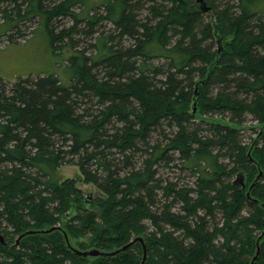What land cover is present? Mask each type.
Returning <instances> with one entry per match:
<instances>
[{"label":"trees","instance_id":"trees-1","mask_svg":"<svg viewBox=\"0 0 264 264\" xmlns=\"http://www.w3.org/2000/svg\"><path fill=\"white\" fill-rule=\"evenodd\" d=\"M10 1L8 38L40 14L35 30L59 60L51 73L0 76V264H141L139 243L113 257L79 255L59 230L17 243L55 225L84 250L146 235V264H250L264 231V174L247 196L264 172V0H206L216 25L195 0H107L82 19L79 0ZM67 16L73 25L59 28ZM194 108L239 124L252 116L260 143L249 154L239 128L196 122ZM69 164L96 197L56 176ZM90 234V248L74 242Z\"/></svg>","mask_w":264,"mask_h":264},{"label":"rangeland","instance_id":"rangeland-1","mask_svg":"<svg viewBox=\"0 0 264 264\" xmlns=\"http://www.w3.org/2000/svg\"><path fill=\"white\" fill-rule=\"evenodd\" d=\"M106 1L107 0H79V2L73 7V11L78 15L79 19L87 18L89 15L100 14L104 9V4L106 3ZM203 1L199 2L198 0H195L196 3H199V7H202L204 5L205 9L203 14L205 20L211 22V25H216L217 19L215 17L214 10L212 9V7L211 9L207 7L211 6V4H209L206 0L204 2ZM14 6L15 3L11 2L10 0H0V76L3 77L5 81L14 83L20 78H24L27 76H38L56 71L59 58L56 59V57H54V55L52 54L49 42L47 41V38L44 34V28L41 26L40 29L35 30L38 26H40V21L42 20L40 14H38L36 18L28 20L21 19L19 22L21 32H18L14 29L13 31L9 32H13V34H11L13 35L12 38H8L9 36L6 35L8 29L13 26V24H10V21H6L4 23L6 19L5 13L6 11L10 12L11 7ZM25 6L26 5H24L23 8H25ZM12 15L16 16V12ZM74 21V17L67 16L64 21H62V24H58L59 28H62L64 24L66 26H71L73 25ZM86 21L87 19L82 20L79 24L83 26L84 24H86ZM214 34L215 45L213 47L214 49H218V47H220L222 44V39L220 38V34L216 27L214 29ZM75 36H77L79 40L80 35L76 34ZM82 38V44H84V36H82ZM70 48L71 47L68 46V49ZM60 62L61 61H59V63ZM195 104L196 103L193 101L191 105L194 106ZM191 111L197 116V118H195L196 122H219L239 128L241 135L247 142L253 143L255 138L259 135L260 124L257 123V121L252 116L248 115L245 118L244 122L239 124L232 121L227 115H203L199 114L197 111ZM258 143H260V140L258 141ZM176 173L177 171L172 172L169 170L167 176L177 177L178 175H176ZM181 173V171L178 172L179 175ZM181 175H184V173H182ZM56 176L59 177L62 181L68 177L77 178V186L80 187L88 195V198H94L99 193L98 188L93 183H87L84 181L82 171L76 164L63 165L59 167L56 170ZM183 179L184 178L179 176V180L182 181L181 183H186V180L183 181ZM243 179L244 177L240 174L234 177V180L239 183ZM85 203L88 208L92 207L91 203L87 202V200L85 201ZM74 213L75 207L71 209L68 216L64 217V221H66L67 218ZM1 228L2 227L0 226V231ZM152 230L153 228L149 226L148 232ZM148 232H146V234ZM255 235H257V233H255ZM93 238L94 236L92 234L85 236L82 235L74 238V242L77 245H82L81 242L87 243L86 248H90L92 246L91 244H93Z\"/></svg>","mask_w":264,"mask_h":264},{"label":"water","instance_id":"water-1","mask_svg":"<svg viewBox=\"0 0 264 264\" xmlns=\"http://www.w3.org/2000/svg\"><path fill=\"white\" fill-rule=\"evenodd\" d=\"M200 1H203V0H200ZM257 142H258V137L255 138L254 143L251 145L250 150H249V154H251V152H252V150L255 147ZM259 169L260 170H259L258 175L256 176L255 180L251 183V185L249 186V189L247 190V196H249V197H251V191H252L253 187L260 181V178L264 174L263 170L260 167H259ZM241 182H243V181H241ZM243 184H245V183L243 182ZM57 230L61 231L63 233V235L65 236V241H66L68 247L73 252H75L79 255H82V256H86V257H99V256L113 257V256L119 255L120 253L128 250L129 248H131V247H133L139 243V244H141L142 251H143L141 264H146V262L148 260V246H147V241H146L145 235L136 236L134 239H132L131 241H129L125 245H123L117 249H114V250H102V249H99L97 247L84 250V249H81V248H79L73 244L69 233L67 232V230L63 226L55 225V226H51L49 228H38V229L25 230L24 232H22L19 235L17 242L19 244L21 242V240L24 237H27L28 235L50 234V233L57 231ZM263 238H264V231H262V233L257 237L256 253L251 258L250 264H256V262L260 259L261 252H262L261 240ZM0 243L1 244H7V240L5 238V235L1 231H0Z\"/></svg>","mask_w":264,"mask_h":264},{"label":"bare ground","instance_id":"bare-ground-1","mask_svg":"<svg viewBox=\"0 0 264 264\" xmlns=\"http://www.w3.org/2000/svg\"><path fill=\"white\" fill-rule=\"evenodd\" d=\"M167 180H168V179H167ZM247 182H248V181H247ZM247 182H246V183H247ZM242 190H243V189H242ZM262 199H264V198H262ZM231 200H232V199H231ZM222 225H223V224H222ZM5 238H6V237H5ZM17 243H18V242H17Z\"/></svg>","mask_w":264,"mask_h":264}]
</instances>
